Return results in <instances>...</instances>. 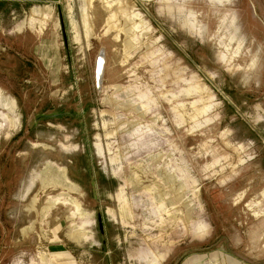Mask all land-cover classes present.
<instances>
[{
  "label": "rangeland",
  "instance_id": "374dc122",
  "mask_svg": "<svg viewBox=\"0 0 264 264\" xmlns=\"http://www.w3.org/2000/svg\"><path fill=\"white\" fill-rule=\"evenodd\" d=\"M0 264H264V0H0Z\"/></svg>",
  "mask_w": 264,
  "mask_h": 264
},
{
  "label": "bare ground",
  "instance_id": "6f19581e",
  "mask_svg": "<svg viewBox=\"0 0 264 264\" xmlns=\"http://www.w3.org/2000/svg\"><path fill=\"white\" fill-rule=\"evenodd\" d=\"M101 67H102V63L101 61L98 64V75L101 74ZM60 176V175H59ZM60 178V177H59ZM41 213V212H40Z\"/></svg>",
  "mask_w": 264,
  "mask_h": 264
},
{
  "label": "water",
  "instance_id": "95a60500",
  "mask_svg": "<svg viewBox=\"0 0 264 264\" xmlns=\"http://www.w3.org/2000/svg\"><path fill=\"white\" fill-rule=\"evenodd\" d=\"M101 60V59H100ZM100 60H99V62H100ZM99 80H100V75H99Z\"/></svg>",
  "mask_w": 264,
  "mask_h": 264
}]
</instances>
